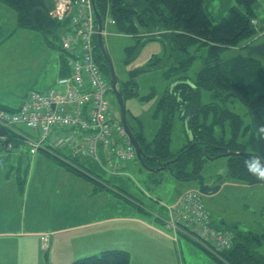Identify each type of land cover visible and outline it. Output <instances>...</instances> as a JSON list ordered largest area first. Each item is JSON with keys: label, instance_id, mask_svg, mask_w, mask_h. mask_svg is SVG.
Returning a JSON list of instances; mask_svg holds the SVG:
<instances>
[{"label": "rangeland", "instance_id": "rangeland-1", "mask_svg": "<svg viewBox=\"0 0 264 264\" xmlns=\"http://www.w3.org/2000/svg\"><path fill=\"white\" fill-rule=\"evenodd\" d=\"M235 3L236 0H204L203 9L210 16L212 24L215 25L223 17L227 16L229 9ZM262 3H264V0H255L252 4V9L257 18H264V10L261 9ZM15 19V12L0 2V100L3 101L0 103L9 106H15L21 100L22 93L25 90H38V81L40 79L45 80L50 78V71H54L56 67L54 54L59 52L58 35L61 30V26H58L54 33L42 34L39 31H25L22 28H15ZM251 22L255 26L256 21L253 19ZM12 29H16V31L14 30V32ZM255 29L257 33L252 39L240 42L237 45V49L233 47L224 49L220 53L221 58L229 59L238 52H242L244 55L252 53L260 59L261 65L264 68V31L262 32L256 26ZM104 30L106 35L103 36V40L111 54L117 75L123 79L128 76L133 79L135 87L133 91L134 96L130 97L127 106L131 110L130 112L136 119V122L142 125L144 138L147 142H150L160 126V121L152 117L160 98L171 90V86L176 82L178 76L184 74L187 82H194L198 71L203 67L205 57L208 56V47L195 41L186 46V52H183L175 47V44L168 34L164 35L161 32H158L159 34L156 36V39L148 40L147 33L143 31H137L135 34H124L118 31L114 25H104ZM187 56L193 57L188 64L187 70L183 71L184 73L172 72V67L179 66L177 57H181L182 60ZM151 64H154V66L147 69ZM55 78L56 76L54 75L52 87L55 86ZM44 89L46 88H40L39 90L43 91ZM105 98L109 102V110L113 118L118 120L119 117L114 96L110 92H107ZM207 103L216 104L220 102L217 98L210 97L208 91H202L201 104ZM225 104L230 111L241 116L244 124L250 125L248 134L252 133L254 131L252 118L244 103L237 97L232 96L226 100ZM202 115L201 113L199 116L200 120H202ZM17 126L25 136L34 139L37 138L33 130L23 125ZM243 126L241 127L243 128ZM135 129H137V126H135ZM219 130V125H215L213 128L214 135H217ZM61 135L62 132H52L46 138L44 144L50 145L52 150L56 152L57 147H54L51 142L57 136ZM227 136H230V131L227 132ZM170 138L169 148L172 152L178 151L183 145L187 144L188 131L186 129L185 119L177 116L174 118ZM20 145L21 154L16 156L14 161V156L7 154L5 155V161L8 160L9 163L17 161L18 172L22 175L26 171L28 174L29 170H31V157H27V155L32 156L33 154L29 153V147L26 144L22 143ZM64 151L63 149L59 150L60 153H64ZM37 154L45 155L41 150H37ZM50 154L53 155L54 152ZM56 158L71 165L74 163L64 159L59 153H57ZM75 163H78L84 168L82 173L86 177L100 182L103 185L105 184L107 187H116L120 189V192L124 196H127L128 199L120 193L125 209L118 212L117 215L126 217L138 213L140 217L153 218L152 216L156 214L161 219H164L168 213L166 212L167 207L171 206V204L178 203L180 200L179 198L175 202L172 200L177 183L184 189L191 186L199 189L200 186L195 184L200 180H203L205 183L211 181L215 183L218 179L217 175L213 174H227L229 156H219L213 160L204 157L196 169L197 176L200 175V178L192 180H179L173 177L168 169H162L157 172L146 171L145 169H141L140 165L136 162L126 165L125 169L117 175H112L105 171L90 156L77 155ZM78 164H74V166L78 167ZM83 185V183H78V187H82ZM107 193L105 196L108 200V206L111 205V207L108 208L107 214L104 215L108 216L112 214L111 211L116 210L115 206L118 204L115 203V200L120 199V194ZM111 196L115 199H112ZM228 198L231 201L228 210H239V205L243 202L240 196ZM259 201L257 204L253 203L248 205L247 211L251 214L246 215L248 221H252L255 213L252 214V212L254 210L256 212L258 211ZM146 212H150V215H147ZM5 214H10V211L5 212ZM167 221H169V215ZM156 225L170 238L171 242L173 241V249L177 258L175 264H220L198 243L191 239L187 235L188 232L184 229L180 228L176 232L167 231L163 225H160V221H157ZM1 226L3 224L0 225V230L3 229ZM4 229L8 230L12 228L5 225ZM104 232L105 237H99L96 240H88L87 242L74 241L76 243L72 246L75 249L70 252L68 246L66 251H64L66 254L65 261H68L71 256L76 257L80 255L78 258L85 257L87 256L85 254L86 249L100 246V244L107 245L111 243L114 246H111L112 248L110 249L124 251L131 241L137 240L138 236H143L146 233L145 229L131 228L130 225L125 223L109 224ZM123 232L131 236L126 237ZM22 241L23 238L21 236L18 238L8 237L0 240V264H23V262L25 264H31L32 262H34L33 264H38V247H36L34 242L27 241V244L24 245ZM3 245L7 246L6 252H8V256H5L1 250ZM154 245L156 246L157 244L155 243ZM59 247L60 244H56L55 249L58 250ZM121 247L124 249H121ZM105 249L102 248L95 254L97 255ZM23 251L28 253L26 256L28 258L24 260L19 255L17 256V253Z\"/></svg>", "mask_w": 264, "mask_h": 264}, {"label": "trees", "instance_id": "trees-1", "mask_svg": "<svg viewBox=\"0 0 264 264\" xmlns=\"http://www.w3.org/2000/svg\"><path fill=\"white\" fill-rule=\"evenodd\" d=\"M94 1L98 13L103 18L108 7L109 16L114 20L113 25L121 33L135 34L137 31H143L147 33L148 40L156 39L160 32L168 34L175 47L183 52H186V46L195 41L208 47V56L205 57L203 67L198 71L194 82H187L184 74L178 76L176 84L160 98L152 114L153 118L160 121V126L150 142L144 138L142 125L136 122V136L141 143H145L148 153L155 155L160 161L171 160L180 155L178 160L169 164L172 168L171 174L180 180L200 178L196 169L204 158L203 151L210 156L225 150L257 153L264 165V68L260 60L253 56L238 54L229 59H222L220 55L224 49L237 47L240 42L252 39L257 33L251 22L256 17L252 9L255 0H236L227 16L215 25L203 9L204 0ZM0 2L15 12L16 28L31 29L45 34L54 33L60 26L48 14L52 0H0ZM152 32L154 34H151ZM185 58L178 62L179 66L172 67L171 71L184 73L193 57ZM58 66L59 75L65 74L63 57L59 59ZM153 66L154 64H151L147 69ZM127 80L131 86L128 96L133 97L135 90L133 79L128 76ZM202 91H208L210 97L217 98L220 103L201 104ZM232 96L237 97L247 107L254 126L252 133L248 134L250 125L244 124L239 114L226 107V100ZM201 113L202 120L199 119ZM176 116L185 119L191 139L188 138L187 144L178 151L172 152L169 148L170 134ZM215 125H219L220 128L217 135H214L213 131ZM228 131L230 136H227ZM0 135H6L7 141L17 140L14 133L2 127ZM192 142L197 144L187 150ZM40 150L67 170L88 178L82 173L84 168L75 163L76 159H69L74 162L71 165L56 158L57 151L52 150L54 152L52 155L50 154L52 152ZM246 161L256 163L248 156H230L227 178L246 184H264V181L257 180L248 172L245 167ZM204 188L205 186H200V189ZM224 230L232 234L231 246L221 251L219 257L205 250L217 262L264 264V255L258 251L263 243L260 235L242 231L235 225ZM72 264H130V254L125 250L105 249L97 255L75 259Z\"/></svg>", "mask_w": 264, "mask_h": 264}, {"label": "crops", "instance_id": "crops-1", "mask_svg": "<svg viewBox=\"0 0 264 264\" xmlns=\"http://www.w3.org/2000/svg\"><path fill=\"white\" fill-rule=\"evenodd\" d=\"M261 9L264 10V3H262ZM254 20L256 21L255 26L263 32L264 18L255 17ZM12 30L16 31V29ZM25 31L35 30L25 29ZM234 48L237 49V47ZM238 54L259 59L252 53L244 55L242 52H238L236 55ZM54 58L56 67L54 71H50L49 79H40L38 81L39 89L52 87L54 75L56 80L60 74L58 66L59 52L54 54ZM177 58L179 62L181 57ZM30 90L34 89L25 90L22 93L21 100L15 106L2 103H0V106L17 109L24 100L26 93ZM0 102L3 101L0 100ZM16 127L19 128L18 126ZM19 130L21 129L19 128ZM54 131L62 132V135H65L63 131ZM11 142V149L0 147V225L3 224L1 226L3 229L0 230V240L21 236L24 245L27 244V241L34 242L36 247H38V264H66V262H68L67 264H72L80 255L71 256L68 261H65L66 254L64 251H66L68 246L70 252H72L75 249L72 246L74 243L105 237L104 231L109 224L125 223L130 225L131 228L145 229L146 232L143 236H138L137 240L131 241L125 249L121 247V249L126 250L130 254V264H175L177 262L173 241L171 242L170 238L156 225V222L160 221V225H163L167 231H179L180 229H173L168 226V213L164 219H161L156 214L152 216L153 218H143L137 212V214L126 217L117 215L118 212L125 209L122 204V192H120V189L113 186L107 187L105 184L103 185L90 178L79 176L67 170L54 158L46 154L43 156L37 154V151L32 156L27 155V157H31V170H29L28 174L24 171L21 175L18 172L17 161L9 163L8 160L5 161V155L11 154L14 156V161L16 156L21 154L20 144H25V142L21 139ZM62 149L65 150L64 153L59 152ZM56 151L64 159L74 160L77 158V155L72 156L70 154L71 152H69L66 145L57 148ZM124 169L125 166L120 169V172ZM213 175H217L218 181L215 183L214 181L205 183L203 180L196 182L195 185L205 186L203 190L194 186L184 189L177 183L172 197L173 202L188 190H200L202 193L201 201L212 226L218 229H225L228 226L235 225L237 229L260 235L263 243L258 248V251L264 255V184H246L227 178V174L220 175L215 173ZM78 183H83L84 185L78 187ZM107 192L121 193L120 199H116L118 202L115 200V203L118 204L115 206L116 210L111 211L112 214L108 216L104 215L107 214L108 208L111 207V205L108 206V200L105 196V194H108ZM232 196H240V199L243 200L237 211L228 210L231 202L228 197ZM111 197L115 199L113 196ZM124 197L127 198V196ZM258 200H260L258 211L254 210L252 212V214L255 212L252 221H248L246 215H251L247 211L248 205L257 204ZM9 211L10 214H5V212ZM146 214L150 215V212H146ZM5 225L12 229L5 230ZM41 233L50 234V245L46 252L41 249L39 239V234ZM123 233L126 237L131 236L126 232ZM155 243L157 244L156 246L154 245ZM56 244H60L58 250L55 249ZM111 246L114 245L111 243L107 245L100 244V246L86 249L85 254L87 256L93 255L102 248L110 249L112 248ZM2 247V252L5 256H8V252H6L7 246L3 245ZM18 255L23 260L28 258L26 257L28 255L26 251L17 253ZM23 264L25 263L23 262Z\"/></svg>", "mask_w": 264, "mask_h": 264}, {"label": "built area", "instance_id": "built-area-1", "mask_svg": "<svg viewBox=\"0 0 264 264\" xmlns=\"http://www.w3.org/2000/svg\"><path fill=\"white\" fill-rule=\"evenodd\" d=\"M48 14L61 26L59 59L63 57L66 73L57 77L54 87L28 91L17 109L0 108V127L24 140L30 154L40 149L50 152L52 147L44 141L52 131H63L65 135L51 142L54 147L66 145L73 156H90L105 171L118 174L123 166L136 161V155L105 98L110 85L94 57L97 28L91 0H52ZM102 22L103 26L114 24L108 7ZM17 125L35 131L37 138L25 136ZM5 137L0 135V147L11 149L12 142ZM201 196L199 190L184 192L178 203L167 207V224L186 229L202 248L219 257L231 246L232 234L212 226ZM39 239L46 252L49 234L41 233Z\"/></svg>", "mask_w": 264, "mask_h": 264}, {"label": "water", "instance_id": "water-1", "mask_svg": "<svg viewBox=\"0 0 264 264\" xmlns=\"http://www.w3.org/2000/svg\"><path fill=\"white\" fill-rule=\"evenodd\" d=\"M92 3V7L94 10V16H95V20H96V28H97V32H96V37H95V41H96V45L99 47L108 67H109V77H108V82L110 84L112 93L116 95V99L119 105V122L121 124V126L123 127V129L125 130L130 142L132 143L134 150H135V154H136V158L138 163L140 164V167L142 169H145L146 171H150V172H157L159 170L162 169H168L170 171V173H172V168L169 166L170 163L178 160L180 158V155H177L174 159L171 160H166V161H160L157 159V157L155 156L156 162H157V166L156 167H149L146 165L144 158H146V155H144L143 151H142V147L140 145V143L138 142V139L136 138L135 134L133 133V131L130 129V127L128 126L127 122H126V115H125V108H124V104L123 101L121 99V93L117 90V86H118V82L116 80V76L114 73V67H113V63L112 60L109 56V53L107 52L106 48H105V44H104V40H103V24H102V17L101 15L98 13L96 6H95V1L91 0ZM176 84V82L174 84H172L171 87H173ZM188 138L189 140L191 139V133L190 131H188ZM197 144V142H192L187 150L191 149L192 147H194ZM234 155H241V156H252L255 155L257 157L260 158L259 154L257 153H252V152H245V151H231V150H225L223 152L217 153L215 155H207L205 151H203V156L207 159L213 160L219 156H234ZM260 163L262 166H264L261 162L260 159Z\"/></svg>", "mask_w": 264, "mask_h": 264}, {"label": "flooded vegetation", "instance_id": "flooded-vegetation-1", "mask_svg": "<svg viewBox=\"0 0 264 264\" xmlns=\"http://www.w3.org/2000/svg\"><path fill=\"white\" fill-rule=\"evenodd\" d=\"M105 48H106V50L109 53V56L111 58V54H110L106 44H105ZM94 57H95V59H96V61L98 63L99 68L101 69L102 73L105 75V77L108 78L109 77V67H108V65H107V63H106V61H105V59H104L99 47L96 44L94 45ZM111 60H112V58H111ZM112 63H113V60H112ZM113 67H114V73H115V76H116V80L118 82L117 90L121 93V99L123 101L124 108H125L126 122H127L128 126L130 127V129L133 131V133L136 136V133H135L136 120L134 119V116L130 112L131 110L127 106L128 100H130V97L128 96V93L131 90L130 89L131 86L128 84L127 78L123 79L119 75H117L116 68H115L114 65H113ZM108 92H110L114 96L115 105L117 107V114L119 116V112H118L119 111V105H118V102H117V99H116V95L112 93L111 87H110ZM136 138H137V136H136ZM138 142L140 143V145L142 147V151H143L144 155H146V158H144V161H145L146 165L149 166V167H153V168L156 167L157 166V162H156V159H155V155L150 154V153L147 152V150L145 149V147H146L145 143H141L139 140H138Z\"/></svg>", "mask_w": 264, "mask_h": 264}, {"label": "clouds", "instance_id": "clouds-1", "mask_svg": "<svg viewBox=\"0 0 264 264\" xmlns=\"http://www.w3.org/2000/svg\"><path fill=\"white\" fill-rule=\"evenodd\" d=\"M250 160H255L256 163H249L246 161L245 167L247 168L248 172L257 180L264 181V166L261 165L260 158L252 155L250 156Z\"/></svg>", "mask_w": 264, "mask_h": 264}]
</instances>
